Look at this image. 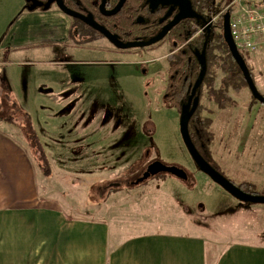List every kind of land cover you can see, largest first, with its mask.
Returning a JSON list of instances; mask_svg holds the SVG:
<instances>
[{"label": "rangeland", "instance_id": "obj_1", "mask_svg": "<svg viewBox=\"0 0 264 264\" xmlns=\"http://www.w3.org/2000/svg\"><path fill=\"white\" fill-rule=\"evenodd\" d=\"M216 1L217 13L206 23L215 18L210 26L231 0ZM79 41L73 46L33 45L28 65L12 64L11 57L0 63V117L12 119L1 121L0 129L28 152L40 195L58 196L71 214L91 215L87 219L108 221L131 233L161 229L186 234L184 225L190 223L196 233L210 232L214 241L264 244V204L244 203L224 191L196 167L182 142L180 114L164 99L165 58L172 46L181 47L167 38L152 48L107 55L96 49L111 48L107 39ZM244 56L264 96V53ZM63 67L75 76L67 88L59 85ZM222 76L218 71L215 89ZM66 94L72 102L64 101ZM199 94L197 114L210 121L202 156L232 184H248L249 194L264 197V104L253 99L245 84L236 93L229 89L224 108L212 100L206 85ZM92 99L95 105L89 111ZM29 122L44 148L46 165L30 147ZM84 129L98 133L87 136ZM122 150L132 156L120 157ZM154 161L181 168L187 179L162 174L135 185ZM114 183L120 186L109 193Z\"/></svg>", "mask_w": 264, "mask_h": 264}, {"label": "crops", "instance_id": "obj_2", "mask_svg": "<svg viewBox=\"0 0 264 264\" xmlns=\"http://www.w3.org/2000/svg\"><path fill=\"white\" fill-rule=\"evenodd\" d=\"M28 1L0 0L1 64L10 57L12 64H30L33 45L73 46L70 19L57 9L30 11ZM96 49L115 55L104 45ZM65 67L60 69L59 85L67 88L75 76ZM68 94L64 101L72 102ZM93 105L94 99L89 111ZM83 131L87 136L98 133ZM118 155L132 156L124 150ZM40 188L26 149L0 129V264H264V244L214 241L210 232L196 233L190 223L184 225L186 234L161 229L131 233L111 227L108 221H91V215H85L90 219L73 215L60 197H43Z\"/></svg>", "mask_w": 264, "mask_h": 264}, {"label": "trees", "instance_id": "obj_3", "mask_svg": "<svg viewBox=\"0 0 264 264\" xmlns=\"http://www.w3.org/2000/svg\"><path fill=\"white\" fill-rule=\"evenodd\" d=\"M40 5L38 6H31L30 11L34 10H47L51 7L54 0H38ZM92 1V0H91ZM143 1V0H142ZM206 0H198V6L201 9L209 8V17L207 18L204 23L206 24L211 18H213L217 11L214 8L213 1L215 0H207L208 3L206 6H203ZM30 3V0L28 1ZM264 3V2H263ZM129 7L123 9L117 16L113 18H102L103 26H108V22L114 23L117 26L115 27L116 31H121L125 33V36H128L127 33L133 31V34L139 33L137 23H135V18L137 15L128 16L130 14L129 11L136 10L139 5L138 0H130ZM258 5L257 3H254ZM95 5L87 6L90 9L93 17L95 16V12L91 11V7ZM93 8V7H92ZM101 18V16H97ZM152 18V17H150ZM108 21V22H107ZM196 23V22H195ZM204 23L194 25V29L191 34H187V31L192 28V25H186L182 28L176 27L169 36V39L177 46H180L181 49L177 50L178 48L174 45L171 47V50L167 57L168 68H167V85L164 93L165 101L174 107L180 114L182 106L187 103V100L190 96L191 89L198 77L199 74V65L196 59V52H205V62H206V74L201 83L200 87L197 89L196 95L200 99L199 90L202 86L207 87L209 96L212 100L220 107L224 108L226 106V101H230L228 91L231 88L235 93L239 90L240 85L245 83L239 68L237 67L236 63L233 61L232 57L229 54L227 46L225 45L222 37V32H216V30L210 27L209 33L206 32L207 28L205 29V34L202 36H197L193 40L191 37L196 34L198 29L203 26ZM210 26V25H209ZM208 26V27H209ZM76 27L77 34L80 35L82 41L81 43H85L87 41H92L100 37V35L96 34L93 30L87 28L85 25L74 21L72 28ZM159 25L157 21L154 19H147L146 21V32L145 36L141 40H148L152 36L155 35ZM70 39L73 40V34L70 33ZM88 37V38H87ZM219 53V54H217ZM242 57L245 59L244 54ZM247 55V54H245ZM218 71L223 74L220 84L218 88L216 87V76ZM250 71V69H249ZM251 74V71H250ZM252 76V75H251ZM200 106V104H199ZM199 106L190 119L189 122V135L191 141L195 148L197 149L198 153L201 157L206 161V159L202 156L201 150L205 149L206 143L208 142L209 138L206 134V128L209 126L210 121L208 119H204L199 117L197 114ZM4 121L5 123H11L12 119L7 118L4 119L0 117V122ZM29 131H30V147L33 148L35 153H37L43 162L48 164V160L46 158V154L44 152V148L39 140L38 135L36 134L35 130L33 129L31 123L29 122ZM207 162V161H206ZM208 163V162H207ZM212 166V165H211ZM49 169V168H48ZM50 173V172H49ZM48 173V174H49ZM162 175V174H161ZM160 176V175H159ZM244 192L248 193L245 189L249 188L248 184H242L237 186ZM114 189H109L108 192H112ZM253 195V193H252Z\"/></svg>", "mask_w": 264, "mask_h": 264}, {"label": "water", "instance_id": "obj_4", "mask_svg": "<svg viewBox=\"0 0 264 264\" xmlns=\"http://www.w3.org/2000/svg\"><path fill=\"white\" fill-rule=\"evenodd\" d=\"M105 1L106 0H101L99 9L104 16L110 17L116 15L121 10L126 0H119L116 7L110 11L105 10ZM159 4L177 5L180 7V13L173 19L172 22H170L167 26H165L158 35L154 36L153 38L147 41H134V42L122 43L110 32H108L105 28L94 22V20L91 17H85L80 14H77L67 9L63 5L62 0H55V5L59 10H61L63 13H65L66 15L72 18L82 21L84 24L88 25L94 31L98 32L100 35L106 38L110 43H112L117 49L120 50L151 47L162 41L165 38V36L168 34V32L173 27H175L181 20L196 17V14L193 13L192 10L190 9L188 1L185 0H151L150 1V5L152 6V8L156 7ZM229 21H230V13L226 12L225 15L223 16V26H222L223 41L227 46L230 56L232 57L233 61L236 63L237 67L239 68V71L241 72L242 77L253 99L258 101L259 103L264 104V96H261L260 93L258 92L255 83L253 81V78L250 74V71L245 63L244 58L237 50V48L235 47L232 41L230 28H229ZM196 59L199 65V74L191 89L187 103L184 106H182L180 112V134H181L182 142L188 154L190 155L191 159L195 163L196 167L208 178H210L213 182H215L218 186H220L224 191H226L232 197L244 203L264 204L263 196H255L248 194L243 190H241L240 188H238L236 185L229 182L221 174H219L210 164H208L201 157V155L198 153L197 149L195 148V146L191 141L188 127H189L190 119L196 112L199 104V98L195 96L196 91L203 82V79L206 74L205 52L204 51H202L201 53L196 52ZM160 174H168L182 181H185L187 179L186 172L181 168L175 166H167L158 161H154L146 167V170L136 180L135 184L136 185L141 184L147 181L148 179Z\"/></svg>", "mask_w": 264, "mask_h": 264}, {"label": "flooded vegetation", "instance_id": "obj_5", "mask_svg": "<svg viewBox=\"0 0 264 264\" xmlns=\"http://www.w3.org/2000/svg\"><path fill=\"white\" fill-rule=\"evenodd\" d=\"M62 1H63V5L67 9H69V10H71V11L77 13V14H80L82 16L91 17L94 20V22H96L97 24H99L100 26L105 28L108 32H110L113 36H115L122 43H128V42H134V41H147V40H141V39L145 36V33H149V32H146V29H145L146 21H147L148 18L156 20L157 24L159 25V28L157 29V32L154 35V36H156L162 31V29L165 26H167L170 22H172L173 19L180 13V7L177 6V5H172V4L161 5V4H159L156 7L152 8V6L150 5V1L151 0H143V1L142 0H138L139 1L138 8L136 10L129 11L130 14H128V16L129 15L130 16L137 15L136 18H135V23H137V29H138V26H140V28L138 30L139 33L133 34V31H131V32L127 33L128 36H125V33L121 32L119 30L118 31L115 30V27L117 26L116 24L107 21L108 22V26L104 27L103 26V22L101 20H103L102 18H113V17L117 16L121 11H123V9H126V8L129 7V5H130L129 1L130 0H126L125 3L123 4L121 10L116 15L110 16V17L104 16L100 12L99 6H100V3H101V0H92V1L91 0H62ZM185 1H188L190 9L192 10L193 13L196 14V17L195 18H188V19L181 20L175 27H173L168 32V34L165 36V38L162 41H164L167 38H169V36H171V33H173V30L176 27L182 28L183 26H185V24L186 25H189V24L192 25V28L187 31V34H191V32L194 29L193 28L194 25H196L197 23L198 24L204 23V21H206L207 18L209 17V14H210L209 10L210 9L208 8L207 11H206V9H201L200 6H198V4H199V3H197L198 0H185ZM118 2H119V0H106L105 1V10L106 11L113 10L116 7V5L118 4ZM232 2H233V0H231L225 6V10L226 11L223 14H220L216 18L217 21H216V24L214 26L206 27L207 28L206 32L209 33L210 27H212V29L216 30V32H222L223 16L225 15L226 12H229L230 13V17H231V10L229 9V5ZM207 3H208V1L206 0L205 3H203V6H206ZM217 3L218 2L216 0L213 1L214 8H216ZM29 4H30V7L31 6H38V5H40V2L38 0H30ZM53 5L56 7L55 0L52 3V5H51V7L49 9H51ZM90 5H95V6H92L93 8L91 7V11L95 12V16L94 17L92 15V13L90 12V9L87 7V6H90ZM49 9H47V10H49ZM56 9L59 10L57 7H56ZM59 11H61V10H59ZM63 14L66 15L65 13H63ZM66 16L70 19V22H71L70 33L73 34V40H71L72 44L75 43V39L77 41L81 40L80 35L77 34L76 27L72 28V26L74 24V21H77L78 23H81V24L85 25L87 28L93 30L91 27H89L88 25L84 24L82 21L77 20L75 18H72V17H70L68 15H66ZM97 16H101V18H99ZM150 17H152V18H150ZM206 28H201L202 30L201 31L200 30L197 31L196 34L191 37V39L193 40L197 36L204 35ZM94 32L96 34L100 35L98 32H96V31H94ZM70 33H69V35H70ZM154 36H152L151 38H153ZM102 38L106 39L102 35H100L99 38H97L95 40H92V41L90 40V41H87V42H89L88 44H90V43H92V44L100 43L99 41ZM151 38H149V39H151ZM162 41H160V42H162ZM159 43H157V44H159ZM82 44H81V46H82ZM157 44H155V45H157ZM111 45H112L113 48L112 47L111 48L108 47L109 50H111V51H108L109 53H113L114 54V50L120 51V49H117L112 43H111ZM148 48L149 47H146V48H135V49L141 50V49H148ZM151 48H152V46H151ZM130 50H134V49H127V50H121V51H130ZM167 79H168V77H167ZM166 85H167V83H166ZM165 89H166V86H165ZM196 93H197V91H196ZM195 96H197V95L195 94ZM199 104H200V99H199ZM199 104H198V106H199ZM141 175H142V173H141ZM157 176H159V175H157ZM135 183H136V181H135ZM119 186L120 185L118 183H114V184L110 185L109 188L110 189H114V188H118Z\"/></svg>", "mask_w": 264, "mask_h": 264}, {"label": "built area", "instance_id": "obj_6", "mask_svg": "<svg viewBox=\"0 0 264 264\" xmlns=\"http://www.w3.org/2000/svg\"><path fill=\"white\" fill-rule=\"evenodd\" d=\"M242 1L234 0L229 5L231 10L229 28L232 41L237 50L244 54L255 55L260 51L264 53V4L255 5ZM214 20L215 18L203 28L211 25Z\"/></svg>", "mask_w": 264, "mask_h": 264}]
</instances>
